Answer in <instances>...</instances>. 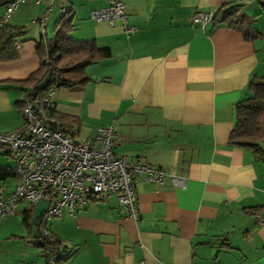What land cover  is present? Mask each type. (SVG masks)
<instances>
[{
  "label": "crops",
  "instance_id": "obj_1",
  "mask_svg": "<svg viewBox=\"0 0 264 264\" xmlns=\"http://www.w3.org/2000/svg\"><path fill=\"white\" fill-rule=\"evenodd\" d=\"M120 1L135 28L128 36L119 20H89L103 0H67L69 36L93 41L100 55L85 67L80 89L59 86L51 100L72 140H91L98 127L112 125L120 138L115 155L143 159L184 185L138 176L136 220L115 196L52 218L48 231L67 254L62 264H264V222L257 220L264 216V160L228 143L236 104L250 95V79L264 76V0ZM48 3L21 4L6 23L19 31L16 58L0 61V133L24 126V80L39 67L37 20ZM222 6H240L236 29L190 22ZM59 16L54 2L47 34ZM260 146L264 151V140ZM15 183L0 180V191ZM29 209L21 203L0 223V264H46L33 212L25 220Z\"/></svg>",
  "mask_w": 264,
  "mask_h": 264
},
{
  "label": "built area",
  "instance_id": "obj_2",
  "mask_svg": "<svg viewBox=\"0 0 264 264\" xmlns=\"http://www.w3.org/2000/svg\"><path fill=\"white\" fill-rule=\"evenodd\" d=\"M43 0H9L0 15V28L21 4L39 5ZM103 7L92 9L89 20L114 26L121 21L126 36L135 28L128 24L127 6L120 0H103ZM56 2L60 14L67 12V0H49L45 12L37 20L41 42L47 40V14ZM212 13L197 12L192 24L203 27L212 20ZM52 86L40 100H33L36 89L28 86L23 99V123L19 131L0 133V145L5 146L14 160L12 172L16 183L11 191H0V223L18 214L23 203L35 207L39 202L45 209L38 219L40 234L50 235L48 223L64 212L72 216L81 212L91 200L104 201L115 196L125 216L138 218L137 177L148 183L162 184L169 177L175 186H183L184 179L148 164L143 159L129 160L115 155L120 138L112 125L98 127L91 140L74 141L64 131L56 114L51 96ZM264 222V216H257ZM62 247V245L60 246ZM55 258H49L54 263Z\"/></svg>",
  "mask_w": 264,
  "mask_h": 264
},
{
  "label": "trees",
  "instance_id": "obj_3",
  "mask_svg": "<svg viewBox=\"0 0 264 264\" xmlns=\"http://www.w3.org/2000/svg\"><path fill=\"white\" fill-rule=\"evenodd\" d=\"M6 0H0V5ZM66 14H60L51 38L45 44L39 42L36 50L39 58L38 69L31 73L24 84L36 89L33 100L42 99L52 86H64L69 89H80L88 78L84 76V69L99 57V50L93 41H77L69 36L71 26L66 19ZM242 17L240 6H222L212 17L213 26L225 24L228 28L236 29ZM18 29L5 25L0 28V61H10L16 58L14 39ZM77 76L74 81H62L61 76ZM45 77L48 78L43 89H38L37 84ZM250 95L240 100L235 106V125L229 133L228 143L252 150L262 160L264 151L260 143L264 140V76H253L248 83ZM23 116V101L20 104ZM5 153L9 154L8 149ZM16 179L12 168L0 166V180ZM26 211L25 220L30 221L34 207ZM28 224V223H27ZM29 225V224H28ZM35 225H38L36 221ZM40 233V229H39ZM42 248L46 256V264H52L49 258H55L53 264H62L67 254L58 238L51 233L42 236ZM62 245V247H60Z\"/></svg>",
  "mask_w": 264,
  "mask_h": 264
},
{
  "label": "water",
  "instance_id": "obj_4",
  "mask_svg": "<svg viewBox=\"0 0 264 264\" xmlns=\"http://www.w3.org/2000/svg\"><path fill=\"white\" fill-rule=\"evenodd\" d=\"M48 78L45 77L43 80H41L38 84H37V88L38 89H43L46 82H47ZM45 204L43 202H39L33 209V215H32V223L35 224L37 219L39 218V216L42 214V212L45 209ZM40 243V241H39Z\"/></svg>",
  "mask_w": 264,
  "mask_h": 264
},
{
  "label": "rangeland",
  "instance_id": "obj_5",
  "mask_svg": "<svg viewBox=\"0 0 264 264\" xmlns=\"http://www.w3.org/2000/svg\"><path fill=\"white\" fill-rule=\"evenodd\" d=\"M52 37V30L50 28H48V34H47V39ZM0 152H5V149L1 148ZM14 162L13 159H11V157H5L3 154L0 153V163L3 164H12V161Z\"/></svg>",
  "mask_w": 264,
  "mask_h": 264
}]
</instances>
